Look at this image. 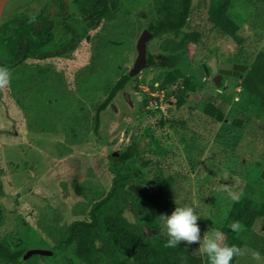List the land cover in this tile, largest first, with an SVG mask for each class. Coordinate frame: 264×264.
Wrapping results in <instances>:
<instances>
[{
	"label": "rangeland",
	"instance_id": "obj_1",
	"mask_svg": "<svg viewBox=\"0 0 264 264\" xmlns=\"http://www.w3.org/2000/svg\"><path fill=\"white\" fill-rule=\"evenodd\" d=\"M120 1L118 19L106 22L91 34L101 35L113 44L121 40V47L110 50L93 41L84 42L64 60L32 61L33 65L39 63L42 70L50 69L42 88L32 84L17 90L10 79V84L0 89V242L13 251L56 252L41 225L45 220L47 225L52 221L64 225L73 219L74 206L84 200L78 186L83 193L108 189L110 169L118 161L112 154H121L134 142H138L139 152L129 166L140 172L137 182H153L142 190L154 194L167 191L162 199L170 202L167 208L144 202L147 210L170 215L175 207L190 205L201 217V234L212 235V230L221 231L236 201L229 192L264 203V117L255 100L240 93L239 79L235 82L225 77L219 85L214 83L220 63H234L231 61L239 47L210 27L204 12L206 5L200 7L198 12L204 13H196L193 23V29L203 34V42L193 45L176 66L180 70L186 67V72L203 82L204 94L191 97L188 104L176 110L170 107L173 100L167 103L166 91L142 87L135 92L129 83L102 112L99 135L93 133L92 127H85L82 118H93L95 107L107 97L104 86L118 81L117 70L123 73L132 67L137 55L135 44L148 24L152 0ZM233 15L239 20V34L244 39L243 56L257 64L258 55L264 52V0H255L253 5L240 2ZM127 21L135 25L133 34L127 33ZM182 36L183 33L178 38ZM171 37L155 36L149 43L154 60L165 56L160 46ZM95 52L100 56L98 71L90 68ZM168 71L158 67L137 78L159 77ZM34 86L38 87L33 90ZM42 89L46 97L39 105L53 131L33 134L27 125L30 114L26 112ZM217 93L228 100L225 119L219 124L202 110L208 98ZM144 100L151 114L139 113ZM161 119L164 127L157 126ZM239 121L242 126H238ZM143 162H149L147 169ZM137 188L136 194L140 191ZM136 202L142 203L138 198ZM125 217L130 223L136 221L131 209L125 211ZM254 230L264 236V220L257 222ZM107 245L96 242L97 264L110 261L105 252ZM190 249L203 255L198 245ZM242 252L235 264H264V254L247 247ZM37 260L30 264H83L69 251L52 257L38 256ZM119 263L134 264L124 259Z\"/></svg>",
	"mask_w": 264,
	"mask_h": 264
},
{
	"label": "trees",
	"instance_id": "obj_2",
	"mask_svg": "<svg viewBox=\"0 0 264 264\" xmlns=\"http://www.w3.org/2000/svg\"><path fill=\"white\" fill-rule=\"evenodd\" d=\"M243 1L249 5L255 3V0H152L147 27L155 36L173 35L162 42L160 49L174 60L182 61L193 45L198 46L203 42V34L199 29H193V23L196 13L207 12L210 27L239 47L231 62L246 67L239 78L240 93L253 98L264 117V52L258 55L257 64H251L244 58V39L239 34L241 27L239 20L233 15L236 4ZM72 2L77 9L75 14H69V7L62 5L55 8L57 17L53 20L54 14L49 7L42 16L31 19L27 16V7L21 4L25 11L3 22L0 29V66L7 67L11 72L12 87L23 90L27 85L35 84L42 88L41 85L46 79L48 81L49 67L42 70L39 63L33 65L32 61L64 60L82 47L84 42L93 41L100 47H109L110 50L121 47V40L113 44L110 40L101 38V35L93 37L91 34L106 22L118 19L117 14L121 10L120 0H72ZM201 6H204L205 10L199 13ZM127 11L125 13H128ZM126 24L130 30L127 33L133 34L135 25L130 21ZM181 33L183 36L178 38ZM95 53L90 68L98 71L100 56L99 52ZM116 75H119L117 82L104 86L103 92L107 98L95 107L93 118H89L88 115L82 118L85 127L87 129L92 127L96 135H99L102 112L131 80L125 72L117 70ZM143 83L149 84L153 90L155 83H158V88L166 91L167 103L173 100L170 107H175L176 110L188 104L191 97L204 94V83L195 75L187 74L179 68H173L152 81L144 80ZM138 84L139 81L134 85L136 92H140ZM36 87L38 86L32 89ZM42 97H46V90L37 92L26 112L30 114L27 125L33 134L53 131L42 115L39 105ZM223 97L222 93L211 95L202 108L203 114L211 118L215 124L224 121L228 109V100ZM156 101L158 102V99ZM147 106V100L141 102L139 113L151 114ZM75 120L79 121L80 118ZM241 124L242 122L238 126H242ZM157 126H165L163 119ZM138 152L139 144L134 142L119 155L118 161L110 169L112 179L108 189L97 188L91 190V193H83L82 187L78 186L77 190L83 194L84 200L74 206L73 219L64 225L53 221L47 225L48 220H45L41 225L44 234L54 243L56 252L69 251L83 264L99 262L96 257L97 241L108 243L105 252L110 261L105 264H120L122 259L134 264H208L206 255L203 256L183 244L176 249L163 246L166 235L162 230L159 216L164 213L145 209L144 202H153L167 208L170 202L162 198L168 193L164 191L154 194L151 190L145 192L142 190L153 182L146 181L142 184L137 182L141 174L138 170H133L129 162L135 159ZM148 165L149 162H143V168L147 169ZM173 181L174 178L170 177V182ZM2 187L0 182V197L3 196ZM136 188L140 190L138 194L135 193ZM137 198L143 204L139 205L136 202ZM128 209H131L136 217L133 223L125 217V211ZM260 220H264V203L260 205L248 197L240 196L233 204L221 229L225 237L224 243L229 246L236 245L241 250L247 247L264 254V236H259L254 230V226ZM233 221H239L242 225L240 232H234L228 227ZM24 253L26 252L21 249L13 251L0 242V264H14ZM180 254L186 256L187 260H181ZM38 256L40 257L35 255L23 263H37ZM238 258L239 256L234 257L231 264H235Z\"/></svg>",
	"mask_w": 264,
	"mask_h": 264
},
{
	"label": "clouds",
	"instance_id": "obj_3",
	"mask_svg": "<svg viewBox=\"0 0 264 264\" xmlns=\"http://www.w3.org/2000/svg\"><path fill=\"white\" fill-rule=\"evenodd\" d=\"M10 79L9 69L0 66V89L6 88L10 84ZM228 195L233 200L238 199L234 192H229ZM159 219L166 235V242L163 245L165 248L176 249L182 244L187 248L198 245L200 252L207 256L208 264H231L234 257L243 254L240 247L229 246L223 242L224 236L221 231L212 230V235H202L199 225L201 217L190 205L175 207L170 215L161 214ZM228 227L234 232H240L242 229L239 221L231 222ZM180 259L186 261L187 257L180 254Z\"/></svg>",
	"mask_w": 264,
	"mask_h": 264
},
{
	"label": "flooded vegetation",
	"instance_id": "obj_4",
	"mask_svg": "<svg viewBox=\"0 0 264 264\" xmlns=\"http://www.w3.org/2000/svg\"><path fill=\"white\" fill-rule=\"evenodd\" d=\"M21 4H24V7H27V12L26 13H27V16L29 18H31V19H35V18H37L39 16H42L45 13V9L49 7L51 13L54 14V17L52 18V20H53L54 18L57 17L56 16V12H55V10H56L55 8H60L62 5L64 7L65 6L69 7V14L77 13L76 6L73 4L72 0H11V1L7 0L6 4L4 6L3 12H2L1 19H0V29H1V26H2L3 22L5 20H8L7 18L13 17L15 14H18V13H21V12L25 11L24 8H21V6H20ZM154 37H155V35H154ZM154 37L150 40V42L154 39ZM149 43H148V46H149ZM180 62H181V60H178V59L174 60L172 57H170L168 55V53H166L165 56H156V59L154 60L152 58L151 54H150L149 47H148V63L150 64V69L151 70L152 69L154 70V69L159 67V68H162V69L163 68H165V69L167 68L170 71L173 68H177L176 66H179ZM220 64H222V63H220ZM223 64H229V63H223ZM230 64L233 65V64H237V63H230ZM185 68L182 71L185 72ZM130 69L125 71L127 76H128V73H129ZM149 70H146V71H143V72L145 73V72H148ZM218 72H219V70H218ZM189 73H190V71L187 72V74H189ZM225 77H228V76H224L223 78H225ZM156 78H158V77H153L152 76V77L146 78V77L142 76L141 78H137V77L130 78L131 80L125 85V87L122 90H124L128 86L129 83H132L133 84V88H134V85H135V83L137 81H139V84H138L139 91H141L142 87H144L146 89L150 88L152 90V88H151V86L149 84H144L143 82H144V80L152 81L153 79H156ZM232 79L234 80L233 77H232ZM158 86H159V84L155 83V87H158ZM122 90H120V91H122ZM133 90L135 91V89H133ZM112 102L110 103V105L112 104ZM168 102H169V104L172 103L171 101H168ZM147 109H148V106H147Z\"/></svg>",
	"mask_w": 264,
	"mask_h": 264
},
{
	"label": "water",
	"instance_id": "obj_5",
	"mask_svg": "<svg viewBox=\"0 0 264 264\" xmlns=\"http://www.w3.org/2000/svg\"><path fill=\"white\" fill-rule=\"evenodd\" d=\"M7 0H0V19L2 16V12L4 9V6L6 4ZM154 37V33L150 31V29L146 26L145 29L141 32L139 38L137 39V42L135 44V51H136V58L134 60V63L132 65V68L130 69L128 73L129 78L137 77L139 76L143 71L150 69V64L148 63V43L150 40ZM246 67L242 64H220L219 66V72L218 75L214 78V83L216 85H219L220 80L224 76L233 77L235 82L238 81V79L241 76V73L245 72ZM121 137V134H120ZM116 142H114L115 145ZM115 156V159H119L118 154H113ZM58 252L53 251H43V250H33L28 251L24 253L22 256H20L14 264H22L26 260L30 259L31 257L35 255L45 256V257H52L57 255Z\"/></svg>",
	"mask_w": 264,
	"mask_h": 264
}]
</instances>
